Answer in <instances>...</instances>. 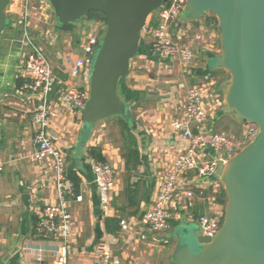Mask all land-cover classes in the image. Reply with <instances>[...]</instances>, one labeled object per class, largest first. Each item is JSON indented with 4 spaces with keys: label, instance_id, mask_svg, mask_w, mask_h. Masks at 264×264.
I'll return each instance as SVG.
<instances>
[{
    "label": "crops",
    "instance_id": "obj_1",
    "mask_svg": "<svg viewBox=\"0 0 264 264\" xmlns=\"http://www.w3.org/2000/svg\"><path fill=\"white\" fill-rule=\"evenodd\" d=\"M19 10L17 4L9 9V16L13 20L9 19L10 25L0 38V160L4 163L0 177V264H49L53 260L52 250L57 248L58 243L54 239L37 238L35 225L45 206L56 202V193L51 173L42 164L30 159L34 147L31 118L29 122L26 121L28 114L32 115L34 103L31 97L20 95V86H17V80L23 79L19 67L29 50L23 43L20 32H13L18 26L15 21L19 17L16 15ZM75 26L70 32L73 35L74 32L79 33L81 28L77 24ZM199 34L204 41L197 43V57L187 69L192 79L191 85L200 83L206 73H210L214 79L212 87H205L206 101L210 105V119L206 129L215 131L217 123L223 120L228 125L238 126L242 133L246 126L236 121L232 115L222 112V98L214 86L213 75L222 76L221 69L217 67L221 46L215 19L204 16L196 22H180L178 28L172 31L174 40L180 39L179 43L185 45H191L192 39ZM142 39L145 43H140L138 54L130 63L128 75L118 85L119 95L129 103L126 123L139 152L140 165L128 182L135 190L132 195L139 205L137 215L129 216L134 211V206H129L124 193L126 182L121 158V131L119 138L113 142L107 135L106 120L96 124L88 138L77 117L71 119L63 116L53 126L54 145L65 156V173L72 182L77 183V194L82 198L80 202L71 200L69 204L76 236L70 243L68 264H89L90 253L98 241H105L110 245L112 264H173L171 256L177 244L173 230L177 226L190 224L185 220L174 219L176 213L185 215L188 212L184 208L186 200L182 192L178 191L168 205L171 218L166 232L150 235L139 227H133L127 232L119 229L114 234L105 230V219L120 217L121 220L132 221L149 208L164 171L185 147L171 127V122L181 117L185 96L182 101H178V87L168 88L167 80L147 75L150 71H157L158 75L169 74L173 65L179 64L177 61L157 59L146 47L147 37ZM82 40L75 39L73 44L71 37L68 51L61 58V66L53 69L60 79V74L67 78L63 69L64 59L74 60L78 57ZM227 120L232 124L227 123ZM91 148L100 152L104 162L115 173L111 206L106 210L101 207L98 199L93 173L96 161L89 155ZM205 157L214 159L215 156L207 151ZM189 177L188 175L185 179ZM196 186L190 185L195 194L194 204L203 206L204 211L206 206L207 214L209 202L219 194V189L215 192L208 185H202V188ZM185 188L183 182L181 190ZM120 208H123V213ZM38 248L44 249L41 261L36 260Z\"/></svg>",
    "mask_w": 264,
    "mask_h": 264
},
{
    "label": "water",
    "instance_id": "obj_2",
    "mask_svg": "<svg viewBox=\"0 0 264 264\" xmlns=\"http://www.w3.org/2000/svg\"><path fill=\"white\" fill-rule=\"evenodd\" d=\"M0 0V38L9 24ZM58 26L76 25L91 11L102 13L105 30L92 60L81 128L90 134L99 122L126 119L129 103L118 93L138 54L142 30L168 0H43ZM211 15L217 23L221 56L229 74L222 112L255 125L256 136L233 157L217 162L214 179L225 193L222 224L212 238L198 227L174 228L173 264H264V0H185L182 23Z\"/></svg>",
    "mask_w": 264,
    "mask_h": 264
},
{
    "label": "built area",
    "instance_id": "obj_3",
    "mask_svg": "<svg viewBox=\"0 0 264 264\" xmlns=\"http://www.w3.org/2000/svg\"><path fill=\"white\" fill-rule=\"evenodd\" d=\"M29 1L19 0L17 4L20 10L16 14L19 17L15 25L21 26L24 32L29 18ZM44 4L48 8L45 2ZM184 7L185 0H168L148 18L142 30V38L147 37L149 52L157 59L177 61L180 66L188 68L197 57V43L204 40L201 34L192 39L191 45L180 44V39L174 40L172 31L178 28ZM103 32L98 27L94 29L79 45L78 57L74 60L64 59L63 73L67 75L66 79L58 77L48 57L41 48L32 44L25 32L29 50L19 67L23 79L18 92L22 96L31 97L34 103L30 121L34 147L30 159L42 164L51 173L56 193V202L45 206L35 225L37 238L54 239L58 243L57 248L52 250L53 260L49 264H68L70 243L76 236L69 204L71 200L75 202L82 200L81 196L75 194L74 186L67 179L64 168L65 156L54 147L53 126L63 116L71 119L77 117L79 121L81 120L82 110L88 99L93 56ZM213 80L211 74L206 73L200 83L188 87L181 117L171 122L173 131L179 135L185 147L164 171L149 208L132 221L121 220L119 222L121 231L127 232L133 227H139L150 235L167 231L171 218L168 205L176 193L181 191L186 200L184 208L188 212L185 215L176 213L174 219L194 223L204 237L212 238L216 235L222 224L224 206L216 204L213 196L209 202L208 213L193 217L190 210L195 205V194L190 185L195 184L197 188L208 185L217 192L221 187L219 181L214 179L217 162H225L238 153L252 141L258 129L255 125L245 124L246 127L239 136L206 129L210 119V105L206 101L205 87H212ZM207 151L213 153L214 159H206ZM3 170L4 163L0 160V177ZM93 173L99 203L103 209H109L115 187L114 170L106 162H96ZM188 175L190 177L185 179ZM183 182L186 188L181 190ZM43 251L42 248L36 249L37 261H41ZM112 259L110 245L105 241H98L90 253L89 264H112Z\"/></svg>",
    "mask_w": 264,
    "mask_h": 264
},
{
    "label": "rangeland",
    "instance_id": "obj_4",
    "mask_svg": "<svg viewBox=\"0 0 264 264\" xmlns=\"http://www.w3.org/2000/svg\"><path fill=\"white\" fill-rule=\"evenodd\" d=\"M15 4H19V0H12L7 8L8 12V20H13L12 16H9V9L14 6ZM28 13L29 18L27 20V26H26V35L28 39L32 42L33 45H35L38 48H41L42 52L48 57L52 68L57 69L61 66V58L64 56V54L67 53L68 43L71 42L72 37V43L74 44L75 39L80 40L86 38V36L93 32L94 29L97 27L101 29L103 32L105 30L104 25H96L94 22L86 24L87 22H80L77 24V27H81L79 33H73L71 34V30L63 31L61 29H58V24L53 16L52 10L47 8V6L44 4L43 0H30L28 4ZM205 17H211V15H207ZM17 21V20H16ZM8 27V26H7ZM6 27V29H7ZM73 27H76L75 25ZM5 29V30H6ZM4 30V31H5ZM9 30H7L8 32ZM13 32L19 33L20 37L23 40V43L28 48V42L25 37L24 29L21 26H17ZM207 33V32H206ZM2 36V35H1ZM19 36V35H18ZM140 43H145V40H140ZM180 65H173L171 68L172 72L166 75L157 74V71H150L147 75H150V77L157 79L162 78L167 80L168 88L171 86L173 88L178 87V95L179 98L178 101H182L185 93L189 86H191V76L189 74V70L187 68H181ZM221 75H215V85L216 91L219 93V95L222 98V102L224 99V85L229 81V74L223 70H221ZM223 83V84H222ZM222 86V87H221ZM224 107V102L221 104L220 109L222 110ZM26 122H29V118H31V114H28ZM231 117V116H230ZM232 118V117H231ZM118 120L119 118H110L105 121L107 125V135L111 140H116L120 136V128L118 126ZM228 121V120H227ZM228 121L227 123H229ZM232 124V122H230ZM229 123V124H230ZM241 129V128H240ZM215 131L222 132L230 136H238V134H242L239 132V128L236 125H228L223 120H220V122L217 123V126H215ZM85 136H89V134H84ZM55 148H57L54 145ZM58 149V148H57ZM59 150V149H58ZM60 151V150H59ZM64 168L66 169V161L64 163ZM222 188L219 187V191ZM166 232V231H165Z\"/></svg>",
    "mask_w": 264,
    "mask_h": 264
},
{
    "label": "trees",
    "instance_id": "obj_5",
    "mask_svg": "<svg viewBox=\"0 0 264 264\" xmlns=\"http://www.w3.org/2000/svg\"><path fill=\"white\" fill-rule=\"evenodd\" d=\"M82 21H86V22H94L100 25H106V19L105 16L97 11H91L89 12ZM216 21V20H215ZM10 24H8L9 26ZM155 25V23H154ZM73 27V25H64V26H58V29H61L63 31H69L71 30ZM148 50H150V46H146ZM153 55V53H152ZM215 76V74L213 75ZM60 77L62 79H65V77H63L60 74ZM22 84V80H17V86L19 87ZM118 126L120 128L121 131V138L123 140V147L121 149V158L124 162V180L126 182V184L124 185V193L125 196L128 200L129 206H134V211L132 213L129 214V216H134L138 214V203L135 202L134 200V196L132 195V193L135 192V190L133 188H131L130 185H128V182L130 180L131 175L136 172L138 166L140 165L139 162V152H138V148H137V144L136 141L134 139V137L132 136L128 125L126 123V119H122L119 118L118 120ZM89 155L92 157V159H94L96 162H104L103 158L100 156V152L95 149V148H91L89 150ZM67 176V175H66ZM67 179L69 181H71L70 177L67 176ZM72 182V181H71ZM74 182V183H73ZM72 183L74 184V191L75 194L78 195V185L75 181H73ZM215 195V194H214ZM215 203L224 206L225 205V193L223 191V189L221 188L219 191V194L215 195ZM206 205V204H205ZM120 212L123 213L124 210L123 208H120ZM190 213L193 217L197 218L198 216L204 215L206 213V206H205V211L203 206L201 205H194L191 210ZM120 217L118 218H111V219H105L104 221V226H105V230L107 233L109 234H114L116 233L119 229V222H120Z\"/></svg>",
    "mask_w": 264,
    "mask_h": 264
}]
</instances>
